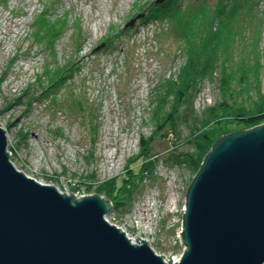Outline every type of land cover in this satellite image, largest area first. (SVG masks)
<instances>
[{
	"label": "rangeland",
	"instance_id": "1",
	"mask_svg": "<svg viewBox=\"0 0 264 264\" xmlns=\"http://www.w3.org/2000/svg\"><path fill=\"white\" fill-rule=\"evenodd\" d=\"M156 1L0 0V127L7 131L13 164L40 183L91 195L117 181L112 213L134 223L140 212L152 211L146 217L152 224L140 233L157 229L158 237L147 240L160 237L151 248L171 257L187 249L178 233L198 173L178 157L194 154L193 146L177 149L173 132H156L172 102L165 93L168 81L177 78L190 42L175 37L174 21L156 18L155 8L162 5ZM185 1L190 2L180 0ZM210 1H223L218 13L229 7L226 16L214 19L213 32L222 37L220 63L197 95L198 117L220 103L223 72L230 82L243 73L257 77L250 91L264 95V1L257 0V7L255 0L241 1L235 16L232 1ZM70 65V78L41 94ZM222 122L208 128L214 143L248 129L234 120ZM181 127L190 133L188 125ZM153 193L160 202L137 205Z\"/></svg>",
	"mask_w": 264,
	"mask_h": 264
},
{
	"label": "water",
	"instance_id": "2",
	"mask_svg": "<svg viewBox=\"0 0 264 264\" xmlns=\"http://www.w3.org/2000/svg\"><path fill=\"white\" fill-rule=\"evenodd\" d=\"M112 212L107 197L78 198L18 170L0 127V264H167L107 222ZM183 230L176 264H264V123L215 143L188 189Z\"/></svg>",
	"mask_w": 264,
	"mask_h": 264
},
{
	"label": "trees",
	"instance_id": "3",
	"mask_svg": "<svg viewBox=\"0 0 264 264\" xmlns=\"http://www.w3.org/2000/svg\"><path fill=\"white\" fill-rule=\"evenodd\" d=\"M230 1L234 4L230 13L235 16L240 9L238 6L243 0H226L225 2L227 4ZM247 1L245 0L243 3ZM257 3L258 1L255 0L256 7ZM221 4L223 1L217 5L220 6ZM217 5L212 6L210 0H190L189 3L180 2V0H168L161 6L158 5L159 9L155 8L157 19H171L179 27V30L174 32L177 39L190 41L187 44L189 48L186 52L185 63L177 78L168 81L165 93L172 98V102L167 116L159 122L156 132H164V134H167L165 133L166 130L173 132L176 137L174 143L177 149L185 144L193 146L194 154L181 152L179 149L181 153L178 157L183 163H187L192 170H195V174L199 172L206 156L215 145L213 138L208 133L209 126H222L223 118L226 121L234 120L237 124L244 125L248 129L264 123V95L261 91H250V89H256L257 77H251L252 81L246 73L237 78L238 82L228 81L226 73H221L220 103L205 111L200 117L195 113V102L203 83L212 79L219 69L222 37L219 33L213 32V23L217 14L218 17L219 15L223 17L227 15L229 5L224 6L219 13L215 9ZM185 18L187 19L185 20ZM59 27H62V24L55 28ZM71 69L70 65L69 68L55 73V76L48 81V87L41 94L45 93L48 88L52 87L57 90L61 87L70 78ZM257 98L258 100H256ZM25 100L31 101L32 98H25ZM190 117L194 119L193 124H191ZM181 124L189 126L190 133L188 135H184ZM153 140V137L148 139V144ZM147 142L142 140V155L146 153ZM131 174L134 173H129V175ZM124 180L129 181L131 179L125 178ZM108 185V187H102L101 191L96 194L104 195L112 201L111 196L116 199L117 181H111ZM113 205L115 208L114 202Z\"/></svg>",
	"mask_w": 264,
	"mask_h": 264
},
{
	"label": "built area",
	"instance_id": "4",
	"mask_svg": "<svg viewBox=\"0 0 264 264\" xmlns=\"http://www.w3.org/2000/svg\"><path fill=\"white\" fill-rule=\"evenodd\" d=\"M263 1L264 0H262V2ZM4 2H5L6 5L9 4L8 0H4ZM36 19H37V15H36ZM36 19L34 20V23H35ZM34 23H33V25H34ZM32 30H33V28H32ZM61 192H63V191H61ZM67 194H69V193H67ZM153 195H157V194L153 193L152 196H147V197L145 196L143 198L144 201H142L141 203L138 202L137 205L138 204H142L143 205V202H144V204H147L146 206H148V205H155V204H157V202H160L159 199H156L158 196H153ZM81 196L83 197V196H86V195L85 194H76V197H78V198H81ZM174 196H175V194L170 195V197H172V198H174ZM142 205H140V206H142ZM144 211L147 212V210H144ZM144 211L140 212V215L137 213L138 216H137V218H135L136 221L135 222L133 221L135 224L134 223H130L129 220L120 219V220L123 221V224H122V223L118 222V220H119V219H117L118 216L116 214H113V213L111 215L106 216V220L108 222H110L111 224L118 225L119 228H121L127 234L128 238H130L133 243L136 242V235L141 236L145 240L149 239V237L153 236L154 234H157L156 237H158L157 229L155 231H148V232L145 231V233H147L145 235H142V233H140V231L144 232L143 229H141V227H149L150 224H152L151 223V218H146V217H148V216H150L152 214V211L150 213H148L147 215H144ZM134 214H135V211H134ZM111 216H116L117 218L113 217L111 219ZM156 221L158 222V220H156ZM156 221L153 220L152 222H156ZM131 228H134L135 231L134 232L131 231ZM182 232H183V228L180 229V232L178 233L180 239H181V233ZM157 239L160 241V237L156 238V239H153L151 241H156L157 242ZM147 241L151 245V241H149V240H147ZM161 256H163V255H161ZM182 257H183V255H181V256L180 255H175V256H171V257L164 256L163 258L165 259V262L167 264H170L171 260H172V264H176V263L181 261Z\"/></svg>",
	"mask_w": 264,
	"mask_h": 264
},
{
	"label": "bare ground",
	"instance_id": "5",
	"mask_svg": "<svg viewBox=\"0 0 264 264\" xmlns=\"http://www.w3.org/2000/svg\"><path fill=\"white\" fill-rule=\"evenodd\" d=\"M8 28V27H7ZM9 151H11L10 149H9ZM111 215V214H110ZM113 217H116V216H111V219L113 218ZM117 218V217H116ZM118 219V218H117ZM108 222V221H107ZM118 222H120V223H122L123 224V221L122 220H118ZM110 223V222H109ZM111 224V223H110ZM111 225H115L116 227H118L119 228V226L118 225H116V224H111ZM141 239H143L141 236H139ZM143 240H145V239H143ZM155 253L157 254V252L155 251ZM164 261H165V259H164Z\"/></svg>",
	"mask_w": 264,
	"mask_h": 264
}]
</instances>
